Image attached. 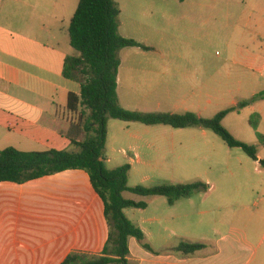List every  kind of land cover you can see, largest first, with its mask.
Returning a JSON list of instances; mask_svg holds the SVG:
<instances>
[{"label":"crops","instance_id":"1","mask_svg":"<svg viewBox=\"0 0 264 264\" xmlns=\"http://www.w3.org/2000/svg\"><path fill=\"white\" fill-rule=\"evenodd\" d=\"M68 2L70 0H0V150L77 152L76 144L87 137L86 112L82 108L77 113L67 110L69 94L78 96L80 93V82L63 77L65 59L77 55L68 35L77 2L71 1L69 5ZM127 3H117L120 15L125 14L128 17L125 20L132 25L121 37L141 43L149 50L125 48L119 51L118 104L121 107L123 86L125 99L140 91L139 94L146 97L142 100L144 104L169 106L171 93L167 88L173 85L171 79L179 76L175 66L132 62V56L147 58L148 53L154 51L152 45L139 37L145 30L150 31L151 26L141 24L137 16L151 18L161 13L170 28L179 17L204 25L206 10L211 6L204 1L188 0L177 1V8L168 1L144 2V5H137L135 1ZM219 5L221 9L216 18L226 25L235 20L228 1ZM219 5L215 1L213 9L217 11ZM139 7L144 9L139 10ZM248 7L238 21L240 25L235 26L236 32L241 34V45L234 50L228 44L225 62L221 65L230 64L244 77L223 84L229 93L232 85L236 91L246 87L244 101L264 94V0H252ZM121 53L125 55L124 61ZM234 58L237 61H233ZM188 77L182 74L179 84L187 85ZM159 86L166 88L161 96L156 92ZM184 103L177 100L172 104L174 110L168 113H176ZM231 104L236 107L239 103L232 101ZM241 110L254 114L255 129L264 136V99ZM80 112L81 118L78 117ZM109 136L110 120L105 148ZM257 153L258 161L248 158L255 166L256 177L249 179L231 173L230 187L200 194L197 204L190 200L192 198L182 199L173 205L167 202V207L147 214V203L152 197H145L148 200L136 201L144 202L145 209H125L126 218L144 234L143 241L128 239V262L264 264V167L259 163L264 161V156L258 149ZM243 164L248 166L249 162L243 160ZM245 172L248 173V169ZM235 182L244 183V189ZM209 188L212 191L213 187ZM182 203L188 206H180L184 205ZM108 237L103 202L84 171L68 170L24 184L0 182V264H62L71 255L100 256ZM182 242L202 244L204 248L183 254L176 251Z\"/></svg>","mask_w":264,"mask_h":264},{"label":"rangeland","instance_id":"2","mask_svg":"<svg viewBox=\"0 0 264 264\" xmlns=\"http://www.w3.org/2000/svg\"><path fill=\"white\" fill-rule=\"evenodd\" d=\"M71 1L77 2V0ZM113 1L119 5L128 1H135L137 5H144V2L151 1H168L173 2L174 8H177L178 3L176 2L181 0ZM188 1H204L211 6L206 10L204 25L198 24L196 20H185L179 17L173 21V27L170 28L167 24L168 20L162 18L161 13H155L151 18L137 16L141 24L151 26L150 31L145 30L139 37L152 45L154 51L148 53L147 58L130 56L132 62L136 64L153 62L175 66L177 70L175 73L179 76L171 79L173 85L167 88L171 93V105L163 104L159 107L156 103L144 104L142 100L146 97L143 93L139 94L140 91L136 94L132 93L128 99H125L122 86V109L140 113H168L174 110L172 104L181 99L185 103L175 110L177 114L191 112L202 119H211L217 113L230 108L232 101L240 103L246 99V87L236 91L235 86L232 85L230 88L232 92L229 93L227 86L223 85L225 82L234 83L237 79L241 77L244 79V77L230 64L224 67L221 65L225 62L227 45L229 44L234 50L241 45V34L236 32L235 26L240 25L238 21L243 13L249 10L248 5L252 0ZM215 1L218 5L220 2L228 1L230 11L235 14V20L226 25L216 18L219 17L218 10L221 6L219 5L215 11L213 9ZM138 9L144 8L139 7ZM125 18H128L125 14L118 17L120 36L126 33L130 26L132 28ZM123 54L121 53V57L124 61L125 55ZM233 61L237 59L234 58ZM182 74L189 75L187 85L179 84ZM220 83L222 85H219ZM165 91L164 86L156 88L159 96ZM255 125L254 114L241 109L238 113L227 115L222 122V126L234 139L246 144H256L260 154L264 156V136L256 131ZM104 157L105 160H109L105 161V166L110 170L130 165L129 187L141 186L149 189L163 185H183L195 182L206 184V191L195 193L191 197L190 200L195 204L198 203L200 194L224 190L223 186L230 187L231 173L249 179L256 177L255 166L241 149L229 148L213 132L200 127L186 129H173L162 125L147 127L140 123L110 120V136L108 147L104 149ZM243 160H247L249 165L243 166ZM245 169H248V173ZM236 184L242 190L245 187L244 183ZM211 186L213 189L209 191ZM123 196L135 202L148 200L129 192L124 193ZM147 204L148 214L152 210L167 207V199L152 197ZM180 206L187 207L188 205Z\"/></svg>","mask_w":264,"mask_h":264},{"label":"trees","instance_id":"3","mask_svg":"<svg viewBox=\"0 0 264 264\" xmlns=\"http://www.w3.org/2000/svg\"><path fill=\"white\" fill-rule=\"evenodd\" d=\"M119 15L120 10L113 0H77V8L69 23V43L77 55L65 59L63 77L80 82L79 95L69 94L67 102L70 113H77L79 108L86 112L87 137L76 144L79 151L0 150V182L24 184L68 170H82L88 175L93 190L103 202L109 237L102 255L82 258L71 255L62 264H130L127 260L128 239L143 241L144 234L126 218L124 210L145 209L146 204L125 199L124 193L129 192L139 197H164L169 205H173L207 189V185L201 182L149 189L129 187V165L112 170L105 166L104 149L109 120L140 123L144 126L162 125L173 129L200 127L213 132L229 148H239L248 158L258 161L256 146L234 139L222 126V122L227 115L264 99V94L225 109L211 119H202L191 112H130L119 106L116 92L119 51L125 48L149 50L143 44L119 35ZM78 115L79 118L82 117L81 112ZM259 163L264 167V161ZM203 248L202 244L182 242L176 247V251L191 254Z\"/></svg>","mask_w":264,"mask_h":264},{"label":"built area","instance_id":"4","mask_svg":"<svg viewBox=\"0 0 264 264\" xmlns=\"http://www.w3.org/2000/svg\"><path fill=\"white\" fill-rule=\"evenodd\" d=\"M122 153L125 155V152L124 151H122Z\"/></svg>","mask_w":264,"mask_h":264}]
</instances>
